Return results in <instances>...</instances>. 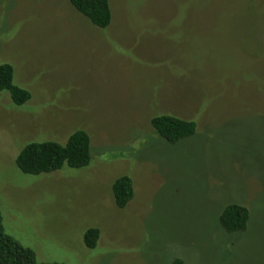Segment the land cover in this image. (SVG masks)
Returning <instances> with one entry per match:
<instances>
[{"label": "rangeland", "instance_id": "374dc122", "mask_svg": "<svg viewBox=\"0 0 264 264\" xmlns=\"http://www.w3.org/2000/svg\"><path fill=\"white\" fill-rule=\"evenodd\" d=\"M92 26L68 0H0V65L30 93H0V210L40 263L264 264V0H110ZM193 121L175 146L155 116ZM91 141L87 168L22 174L33 142ZM134 197L117 209L113 181ZM228 204L248 228L218 225ZM100 230L97 247L83 237Z\"/></svg>", "mask_w": 264, "mask_h": 264}, {"label": "trees", "instance_id": "16d2710c", "mask_svg": "<svg viewBox=\"0 0 264 264\" xmlns=\"http://www.w3.org/2000/svg\"><path fill=\"white\" fill-rule=\"evenodd\" d=\"M70 5L97 29L105 30L112 23L110 0H68ZM14 69L9 64L0 65V93L8 92L13 106L23 107L31 98L30 93L14 84ZM155 133L164 142L175 146L191 138L196 133L193 121L182 120L169 115L155 116L150 120ZM91 141L82 130L71 134L64 145L56 142H33L25 145L15 159L16 168L24 175L41 176L62 170L64 166L81 170L91 162ZM112 196L117 209L123 210L134 197L133 182L127 175L113 181ZM249 210L239 204L226 205L219 217L218 225L229 235L241 234L248 228ZM100 230L88 229L83 237L84 245L89 250L97 247ZM0 264H46L37 261L32 250L23 247L13 237L6 234L0 210ZM57 264V263H51ZM172 264H182L174 260Z\"/></svg>", "mask_w": 264, "mask_h": 264}]
</instances>
